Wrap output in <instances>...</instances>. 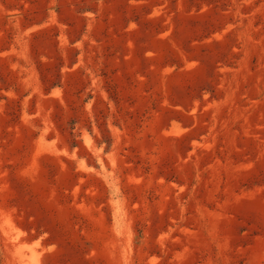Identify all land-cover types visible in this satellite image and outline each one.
I'll list each match as a JSON object with an SVG mask.
<instances>
[{
	"label": "rangeland",
	"instance_id": "rangeland-1",
	"mask_svg": "<svg viewBox=\"0 0 264 264\" xmlns=\"http://www.w3.org/2000/svg\"><path fill=\"white\" fill-rule=\"evenodd\" d=\"M0 264H264V0H0Z\"/></svg>",
	"mask_w": 264,
	"mask_h": 264
}]
</instances>
